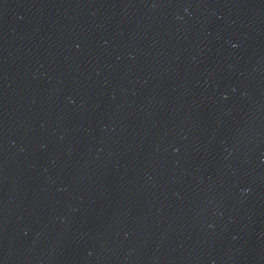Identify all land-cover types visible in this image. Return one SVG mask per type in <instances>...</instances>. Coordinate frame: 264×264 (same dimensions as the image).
<instances>
[{
  "label": "water",
  "instance_id": "95a60500",
  "mask_svg": "<svg viewBox=\"0 0 264 264\" xmlns=\"http://www.w3.org/2000/svg\"><path fill=\"white\" fill-rule=\"evenodd\" d=\"M0 264H264V0H0Z\"/></svg>",
  "mask_w": 264,
  "mask_h": 264
}]
</instances>
